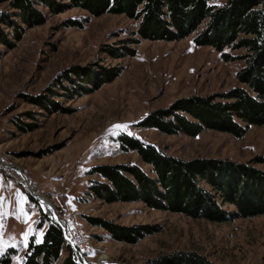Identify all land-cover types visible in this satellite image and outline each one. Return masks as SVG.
<instances>
[{
    "label": "rangeland",
    "instance_id": "1",
    "mask_svg": "<svg viewBox=\"0 0 264 264\" xmlns=\"http://www.w3.org/2000/svg\"><path fill=\"white\" fill-rule=\"evenodd\" d=\"M9 3L0 0V11H11ZM43 11L44 23L24 28L18 38L9 34L10 46L0 43V256L12 247L17 253L11 264H19L29 237L42 236L44 229L36 227L39 213L53 218L45 204L31 194L33 200L28 198V188L18 178L23 170L56 215L65 216L70 227L84 234L89 264H145L174 251H194L216 264H264V215L211 222L149 208L140 201L107 203L88 189L93 181L102 180L90 174L100 164H136L153 177L135 151L120 148L116 141L120 133L183 159H264V125H250L236 137L213 129L196 136L170 135L137 124L175 99L241 86L236 72L243 59L227 61L212 46L195 44V32L180 40L141 39L135 34L137 21L122 14L93 16L80 8ZM69 21L76 25L69 26ZM131 39H139L128 43L134 55H120ZM114 49L119 55L113 56ZM225 51L237 57L245 52ZM72 65L111 68L118 74L80 94L72 83L58 80ZM34 96L44 97L48 107L31 103L29 97ZM255 166L264 169V162ZM89 218L125 226L148 224L154 232L128 243ZM103 255L106 263L99 262Z\"/></svg>",
    "mask_w": 264,
    "mask_h": 264
},
{
    "label": "trees",
    "instance_id": "2",
    "mask_svg": "<svg viewBox=\"0 0 264 264\" xmlns=\"http://www.w3.org/2000/svg\"><path fill=\"white\" fill-rule=\"evenodd\" d=\"M9 8L11 11H0V43L9 46V34L18 38L24 28L45 22L43 9L60 13L80 8L93 16L122 14L137 21L135 34L141 39L180 40L195 32V44L212 46L227 61L243 59L244 64L236 72L241 86L219 94L175 99L166 108L148 112L138 126L170 135L196 136L204 129H213L241 137L248 126L264 125V0H225L221 4L211 0H10ZM75 25V21H69V26ZM4 28H9V33ZM138 41H122L126 44L119 54L134 55L135 49L128 43ZM226 48L245 52L237 57ZM113 51L116 56L117 50ZM117 74L111 68L72 65L58 80L72 83L75 91L85 94ZM29 98L33 104L48 107L42 96ZM116 141L122 150L135 151L150 166L153 177L136 164L96 165L90 174L102 180L93 181L88 189L98 199L107 203L140 201L149 208L211 222L264 215V169L255 166L264 162L262 157L246 162L210 157L183 159L127 133H120ZM27 196L33 200L29 193ZM224 204L234 208L225 209ZM89 221L128 243L154 232L148 224L125 226L99 218ZM36 227L44 229L42 236L40 240L29 237L19 264H79L54 218L40 212ZM16 253L9 247L0 256V263L11 264ZM145 264L216 263L194 251H174L150 258Z\"/></svg>",
    "mask_w": 264,
    "mask_h": 264
},
{
    "label": "built area",
    "instance_id": "3",
    "mask_svg": "<svg viewBox=\"0 0 264 264\" xmlns=\"http://www.w3.org/2000/svg\"><path fill=\"white\" fill-rule=\"evenodd\" d=\"M18 178L24 186L23 180L30 185V181L26 176V171L19 170ZM54 219L62 228L65 243L72 248V257L74 260L79 264H89L85 257L86 243L84 234L77 230L76 227H70L69 221L65 216L55 214Z\"/></svg>",
    "mask_w": 264,
    "mask_h": 264
},
{
    "label": "bare ground",
    "instance_id": "4",
    "mask_svg": "<svg viewBox=\"0 0 264 264\" xmlns=\"http://www.w3.org/2000/svg\"><path fill=\"white\" fill-rule=\"evenodd\" d=\"M23 183L27 188H29V190L35 195V198L38 199L41 203L45 204L47 207L52 206L49 200L42 198L43 196L39 193V191L34 190L33 187H31L25 180H23ZM106 258V255L101 256L99 262L106 263Z\"/></svg>",
    "mask_w": 264,
    "mask_h": 264
},
{
    "label": "water",
    "instance_id": "5",
    "mask_svg": "<svg viewBox=\"0 0 264 264\" xmlns=\"http://www.w3.org/2000/svg\"><path fill=\"white\" fill-rule=\"evenodd\" d=\"M28 192H29V194H31L33 197H35V195L29 190V188H28ZM48 209L51 211L52 214L55 213V211H54V206L48 207Z\"/></svg>",
    "mask_w": 264,
    "mask_h": 264
},
{
    "label": "snow or ice",
    "instance_id": "6",
    "mask_svg": "<svg viewBox=\"0 0 264 264\" xmlns=\"http://www.w3.org/2000/svg\"><path fill=\"white\" fill-rule=\"evenodd\" d=\"M127 127L126 125H114V128L120 129V128H125Z\"/></svg>",
    "mask_w": 264,
    "mask_h": 264
}]
</instances>
